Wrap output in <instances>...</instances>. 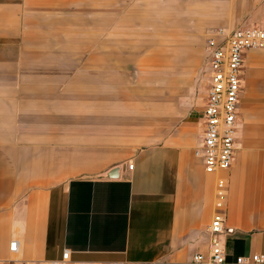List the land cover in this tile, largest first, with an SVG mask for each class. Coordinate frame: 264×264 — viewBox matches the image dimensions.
<instances>
[{
  "label": "crops",
  "instance_id": "crops-1",
  "mask_svg": "<svg viewBox=\"0 0 264 264\" xmlns=\"http://www.w3.org/2000/svg\"><path fill=\"white\" fill-rule=\"evenodd\" d=\"M239 26H264V0H0V264H191L220 181L228 263L264 257V50L233 166L196 155L206 42Z\"/></svg>",
  "mask_w": 264,
  "mask_h": 264
},
{
  "label": "built area",
  "instance_id": "built-area-1",
  "mask_svg": "<svg viewBox=\"0 0 264 264\" xmlns=\"http://www.w3.org/2000/svg\"><path fill=\"white\" fill-rule=\"evenodd\" d=\"M254 50H264V26L220 28L206 42L204 55L208 86L202 112L203 132L196 155L209 174L227 171L234 164L238 150V115L245 55ZM133 167L129 165V169ZM227 199L224 181H220L213 218L207 228L208 252L196 253L191 264H229L226 237L233 230L226 226ZM16 248L17 243H12V251ZM70 262V253L65 251L61 260L52 264ZM263 262L264 257L260 255L239 257L236 260L237 264Z\"/></svg>",
  "mask_w": 264,
  "mask_h": 264
},
{
  "label": "rangeland",
  "instance_id": "rangeland-1",
  "mask_svg": "<svg viewBox=\"0 0 264 264\" xmlns=\"http://www.w3.org/2000/svg\"><path fill=\"white\" fill-rule=\"evenodd\" d=\"M144 9L146 12L147 11L151 12L152 10V8H144ZM144 25H145L144 28L145 31L150 30V27H152L153 25L160 27L161 30H164L169 26V24H165V23L151 24L148 22H146ZM207 86H208L207 73L202 69L196 77V83L194 86V93H193V108H197L200 110L204 105Z\"/></svg>",
  "mask_w": 264,
  "mask_h": 264
},
{
  "label": "water",
  "instance_id": "water-1",
  "mask_svg": "<svg viewBox=\"0 0 264 264\" xmlns=\"http://www.w3.org/2000/svg\"><path fill=\"white\" fill-rule=\"evenodd\" d=\"M116 174H117V170H113L112 172H110V173L107 175V177H108V178H112V177L116 176Z\"/></svg>",
  "mask_w": 264,
  "mask_h": 264
}]
</instances>
